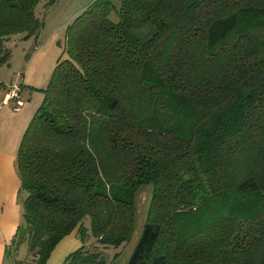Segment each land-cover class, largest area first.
<instances>
[{
    "label": "trees",
    "instance_id": "obj_1",
    "mask_svg": "<svg viewBox=\"0 0 264 264\" xmlns=\"http://www.w3.org/2000/svg\"><path fill=\"white\" fill-rule=\"evenodd\" d=\"M42 1L0 0V67ZM62 53L18 148L6 258L24 243L46 264L76 230L62 264H105L151 185L128 264H264V0H95Z\"/></svg>",
    "mask_w": 264,
    "mask_h": 264
},
{
    "label": "crops",
    "instance_id": "obj_2",
    "mask_svg": "<svg viewBox=\"0 0 264 264\" xmlns=\"http://www.w3.org/2000/svg\"><path fill=\"white\" fill-rule=\"evenodd\" d=\"M79 12L81 13L77 11L64 23L58 24L54 31L43 38V41L40 32L27 40L19 38L20 42L25 41V43L32 39L33 49L24 55L17 79L13 80V83L6 85L0 81L5 86L4 89L0 88V264H24L16 258L11 260L5 256L6 247L11 244L18 226L22 223V205L18 196L20 179L16 170V156L22 136L43 101V94L39 90L45 89L57 61L63 56L66 28L80 15ZM35 14L40 19V13L38 14L36 9ZM12 59L11 51L9 64L0 69L12 65ZM1 76H3L2 72H0V79ZM14 85L20 87V99L23 101V106L18 111L14 110L13 101L7 104L2 103L5 94ZM86 226L89 227L87 222ZM135 233L123 249L111 247L109 251L107 250L108 253L105 251L104 257L108 255L105 264H128L141 235L139 231L136 235ZM92 242L93 239L88 241V243ZM81 246L82 242L75 230L57 244L46 264H62L69 254Z\"/></svg>",
    "mask_w": 264,
    "mask_h": 264
},
{
    "label": "rangeland",
    "instance_id": "obj_3",
    "mask_svg": "<svg viewBox=\"0 0 264 264\" xmlns=\"http://www.w3.org/2000/svg\"><path fill=\"white\" fill-rule=\"evenodd\" d=\"M94 1L95 0H56L53 4H48L44 1L40 2L36 7V12L38 14L40 13V20L43 22V27L40 30L42 41L43 38L47 37L52 31L55 30L58 24L64 23L71 15H73V13H76L77 11H81L82 13V11L86 10ZM21 37L22 35L11 37L8 46H10L13 55L12 65L0 69V72L3 73L0 81L4 82L6 85H9L13 80L17 79L18 69L21 67L24 61V55L33 49L32 39L31 41L25 43V41L20 42L19 38ZM151 191V185H144L136 193V219L134 226V232L136 233L139 231V233L142 234L143 225L149 207ZM23 197L24 195L20 196V199ZM108 251L106 253H108ZM26 255L27 245L23 243L18 247L15 257L18 261H23L24 264H30L32 260L31 258H27ZM107 258L108 255L104 257L105 260H107Z\"/></svg>",
    "mask_w": 264,
    "mask_h": 264
},
{
    "label": "built area",
    "instance_id": "obj_4",
    "mask_svg": "<svg viewBox=\"0 0 264 264\" xmlns=\"http://www.w3.org/2000/svg\"><path fill=\"white\" fill-rule=\"evenodd\" d=\"M20 88L17 85H14L11 90L7 94H5V97L3 99L4 104H7L9 101L14 102V110L18 111L23 106V101L20 99Z\"/></svg>",
    "mask_w": 264,
    "mask_h": 264
}]
</instances>
